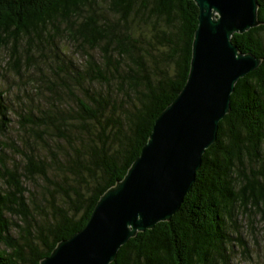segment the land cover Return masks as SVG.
Wrapping results in <instances>:
<instances>
[{"label":"trees","instance_id":"1","mask_svg":"<svg viewBox=\"0 0 264 264\" xmlns=\"http://www.w3.org/2000/svg\"><path fill=\"white\" fill-rule=\"evenodd\" d=\"M259 6L261 24L232 39L261 64L236 84L192 190L172 220L139 232L111 264H243L252 243L261 248L264 0ZM199 16L194 0H0V51H8L0 69L19 76L40 65L50 76L47 103L32 112L0 85V264H41L86 227L185 87ZM16 122L22 147L7 134Z\"/></svg>","mask_w":264,"mask_h":264},{"label":"water","instance_id":"2","mask_svg":"<svg viewBox=\"0 0 264 264\" xmlns=\"http://www.w3.org/2000/svg\"><path fill=\"white\" fill-rule=\"evenodd\" d=\"M194 1L199 26L185 87L156 119L140 156L101 197L86 227L41 264H111L131 238L181 209L232 110L236 84L261 64L232 39L261 24L259 0Z\"/></svg>","mask_w":264,"mask_h":264},{"label":"rangeland","instance_id":"3","mask_svg":"<svg viewBox=\"0 0 264 264\" xmlns=\"http://www.w3.org/2000/svg\"><path fill=\"white\" fill-rule=\"evenodd\" d=\"M70 46L67 45L70 52L73 54V47L75 45L68 43ZM8 59V51H0V62H5ZM26 65H24V68ZM6 68L0 69V85H4L5 87L9 88L12 93L17 97L21 98V101L26 100L28 101L25 109L26 111H35L37 107H43L47 103V99L49 98V89L47 80L50 78L48 75H43L40 71V65L37 66H30L29 69L24 70L25 72L22 75L18 76L13 70V66H7ZM11 98H8L7 103L9 108L11 109L10 115L13 117V102L10 101ZM12 124V125H11ZM9 126L10 129L8 130L7 134L10 135L13 141H17L19 144L18 147H22L23 145L20 142L21 135L16 136V132L21 131V126L19 122L11 123ZM9 154H20L18 151L9 148ZM19 157L17 156V159ZM247 228V227H246ZM250 230L248 231V233ZM259 238L262 243L261 248H259L256 244L252 243V251L254 253L253 260L250 261L243 257V264H247L250 262H256V264H264V237L262 233H259Z\"/></svg>","mask_w":264,"mask_h":264}]
</instances>
